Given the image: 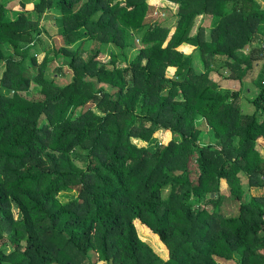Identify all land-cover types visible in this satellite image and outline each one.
Here are the masks:
<instances>
[{
  "label": "trees",
  "instance_id": "trees-1",
  "mask_svg": "<svg viewBox=\"0 0 264 264\" xmlns=\"http://www.w3.org/2000/svg\"><path fill=\"white\" fill-rule=\"evenodd\" d=\"M169 1L172 34L148 0H0V264H264V72L247 113L209 75L264 58V7ZM45 15L61 44L39 61Z\"/></svg>",
  "mask_w": 264,
  "mask_h": 264
},
{
  "label": "rangeland",
  "instance_id": "rangeland-1",
  "mask_svg": "<svg viewBox=\"0 0 264 264\" xmlns=\"http://www.w3.org/2000/svg\"><path fill=\"white\" fill-rule=\"evenodd\" d=\"M6 2V5L8 7H10L14 2V0H4ZM11 1V3H10ZM47 15V13H46ZM46 15L42 18L41 22H42V26H44V30H42V32L39 34V37L37 39V41L34 43V45L30 48V54L32 55H36V58L37 60H41L42 57H43V52L44 50L50 48V47H57L61 44V40L59 37L56 36V28H55V25L53 23V21L50 20V17H46ZM163 14H159V18L160 17H164L162 16ZM152 18H157V15H154L152 14ZM148 18H151V16H149ZM136 39V38H135ZM136 42L138 44L139 41L138 39H136ZM136 45V47H138L139 45ZM111 50H113L114 52L118 51L117 48H114V47H111L110 48ZM136 49H133L131 47H127L126 48V52H127V55H128V58H132L134 56V54L136 53ZM28 64V60L26 61V63H24V65ZM57 63H53L50 65V70L47 72L49 75H53V70L55 69V66ZM27 68V73H30V72H33V70H31L32 67H30L29 65L26 67ZM2 70H3V66L0 65V75L2 73ZM64 70H65V75H59L57 77V80L61 83L63 82H66L68 81L70 78H71V74L70 72L64 67ZM211 76V74H209ZM252 77H254L252 74H251ZM257 79V78H256ZM259 82V79H257V83ZM225 86V85H224ZM223 88V87H221ZM237 89H239L238 86H236ZM33 89V85H31V87L29 88V91L25 92V95L29 98H33L35 95L34 93V90ZM223 89H229V88H223ZM231 90V89H230ZM3 92H6L4 89H3ZM245 93V92H243ZM36 96V95H35ZM243 103V102H242ZM92 107L93 109H95V107L91 104V103H88L86 105V107ZM241 106V104H240ZM85 107V108H86ZM242 108V107H241ZM245 108V107H244ZM246 109V108H245ZM247 110V109H246ZM168 133L166 131H163V130H158L154 133V137H155V140L157 142H161V141H168V139L170 138V136L167 135ZM205 142V140H204ZM77 163H79L80 161H76ZM191 177L192 178H195L196 175H197V172H198V167H197V164L195 161H193L191 164ZM220 193L222 194H226L228 196L229 192H228V186H227V183L225 181V179H221L220 180ZM264 190V188H263ZM263 190L261 191H258V190H252L253 193H257V194H260ZM168 192V189H165L164 192H163V196H166ZM76 192L74 191H70L67 193V195H60V193L58 194V198L59 200H61L62 202H67L68 200H70L71 198H74L76 197ZM225 206V210L226 211H230L231 213H234L237 211V206L235 205L234 201H231L230 198L229 200L224 204ZM207 208L208 210H211L212 206L210 204L207 205ZM138 233L139 235L144 238L145 240H147L150 244L154 245L156 248L159 249V251L161 252H164L165 249L163 248V246L160 244V242L158 241L156 235H154L151 231H149L146 227H144L143 225H138ZM220 264H224V262L222 261H218ZM225 264H233L231 262H226Z\"/></svg>",
  "mask_w": 264,
  "mask_h": 264
},
{
  "label": "crops",
  "instance_id": "crops-1",
  "mask_svg": "<svg viewBox=\"0 0 264 264\" xmlns=\"http://www.w3.org/2000/svg\"><path fill=\"white\" fill-rule=\"evenodd\" d=\"M150 3V9L148 11L146 21L147 22H168V27H170V34L173 33L174 31V20L173 16L177 12V4L174 2H171L169 0H148ZM256 2L260 5V7H264V0H256ZM152 14L157 15V18H152ZM159 14H163L159 18ZM151 16V18H148ZM170 22V23H169ZM213 22V18L210 15H206L203 18V26L205 27L206 34L211 27V24ZM191 47L187 48V52H189ZM184 50V48H182ZM193 66L197 67L198 69H202V66L200 64V59L198 56V51L194 50L193 51ZM253 71L245 77L243 82H239L238 80H232V79H227L225 78V71L222 72L220 70L212 71L210 74V78L216 81L221 87L223 88H229L228 90H238L236 86L241 87L240 91V104H241V109L244 112H252L253 111V105L251 104L250 100L254 98V96L257 94V87L255 86L254 82L256 81V78L264 72V58L259 60L257 63L254 64L253 66ZM222 72V73H221ZM251 74L254 76L252 77ZM225 85V86H224ZM245 92V93H243ZM243 102V103H242ZM247 109H245V108ZM221 180V179H220ZM228 186V185H227ZM227 262V261H226ZM224 262V264L226 263ZM223 264V263H222Z\"/></svg>",
  "mask_w": 264,
  "mask_h": 264
},
{
  "label": "built area",
  "instance_id": "built-area-1",
  "mask_svg": "<svg viewBox=\"0 0 264 264\" xmlns=\"http://www.w3.org/2000/svg\"><path fill=\"white\" fill-rule=\"evenodd\" d=\"M264 55V54H263Z\"/></svg>",
  "mask_w": 264,
  "mask_h": 264
}]
</instances>
